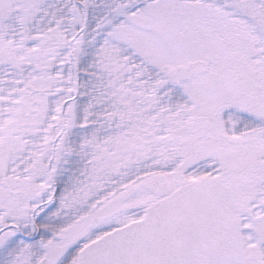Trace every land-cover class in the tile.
<instances>
[{
  "label": "snow or ice",
  "instance_id": "6c2138e0",
  "mask_svg": "<svg viewBox=\"0 0 264 264\" xmlns=\"http://www.w3.org/2000/svg\"><path fill=\"white\" fill-rule=\"evenodd\" d=\"M0 264H264V0H0Z\"/></svg>",
  "mask_w": 264,
  "mask_h": 264
}]
</instances>
